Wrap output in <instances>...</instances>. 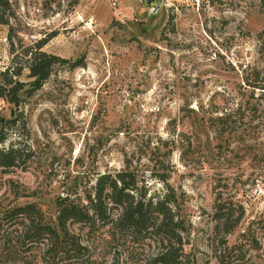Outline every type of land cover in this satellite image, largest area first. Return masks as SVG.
Wrapping results in <instances>:
<instances>
[{
	"label": "rangeland",
	"instance_id": "rangeland-1",
	"mask_svg": "<svg viewBox=\"0 0 264 264\" xmlns=\"http://www.w3.org/2000/svg\"><path fill=\"white\" fill-rule=\"evenodd\" d=\"M263 3L161 0L155 11L141 0H8L0 70L22 69L29 82L30 53L67 63L22 98L9 132L25 162L0 168V252L8 237L12 264H147L152 240L109 238L98 222L69 226L83 252L49 259L25 237L28 221L1 220L34 204L53 223L59 197L78 204L97 174L129 162L151 191L162 190L155 171L185 192L194 261H214L205 245L219 211L236 219L226 261L264 264ZM13 112L0 98V118ZM217 231L209 243L222 251Z\"/></svg>",
	"mask_w": 264,
	"mask_h": 264
},
{
	"label": "trees",
	"instance_id": "trees-1",
	"mask_svg": "<svg viewBox=\"0 0 264 264\" xmlns=\"http://www.w3.org/2000/svg\"><path fill=\"white\" fill-rule=\"evenodd\" d=\"M5 5H8V0H0V10ZM262 12L264 14V3ZM42 44L43 42L39 44L38 49ZM66 63L64 59L40 51L30 53L27 65L31 79L29 82L19 80L22 69L15 70L12 66L0 70V98L14 108L11 118H0L2 170H13L23 162L19 146L9 141V132L15 130L23 112L20 111L22 98L31 96L42 87L51 75L53 66ZM256 89L264 92V87ZM8 141L9 145L5 146ZM136 171L135 167L126 162L119 171L97 174L93 183L84 187L83 198L77 199L80 201L78 204L70 199L69 193L59 197L56 201L55 223L45 222L43 212L34 204L13 207L5 211L1 220L5 222L19 218L21 221H28L25 237L31 242L44 245L46 247L44 254L49 259H53L55 254L65 249L73 254L77 251L83 252V247L70 234L69 226L79 223L90 228L98 222L108 228L109 238L113 239L118 234L139 240H152L156 249L148 258L147 264H199V261H194L195 256L192 254L196 245L190 242L192 223L186 218L188 209L185 192H177L168 184L169 178L155 171L150 173V178L158 181L162 190L151 191L150 182L147 184L141 181ZM215 214L217 216L205 245L211 251L214 261H207L206 264H245V261H226L229 256L226 238L234 229L236 219L232 215H218L219 211ZM218 229H221L222 234L220 241V246L224 248L222 251L213 250L209 243L211 240L213 244L216 241ZM10 244L11 240L8 237L3 240L0 264L18 262L14 261L16 251L10 249ZM51 264L56 263L53 261Z\"/></svg>",
	"mask_w": 264,
	"mask_h": 264
},
{
	"label": "water",
	"instance_id": "water-1",
	"mask_svg": "<svg viewBox=\"0 0 264 264\" xmlns=\"http://www.w3.org/2000/svg\"><path fill=\"white\" fill-rule=\"evenodd\" d=\"M146 8H153L155 11L161 6V0H141Z\"/></svg>",
	"mask_w": 264,
	"mask_h": 264
}]
</instances>
